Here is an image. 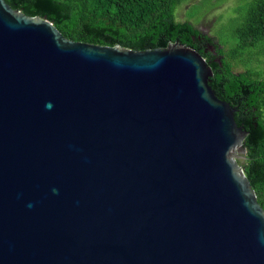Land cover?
Masks as SVG:
<instances>
[{
  "label": "water",
  "instance_id": "95a60500",
  "mask_svg": "<svg viewBox=\"0 0 264 264\" xmlns=\"http://www.w3.org/2000/svg\"><path fill=\"white\" fill-rule=\"evenodd\" d=\"M212 76L188 45L74 41L0 0V264H264Z\"/></svg>",
  "mask_w": 264,
  "mask_h": 264
},
{
  "label": "trees",
  "instance_id": "16d2710c",
  "mask_svg": "<svg viewBox=\"0 0 264 264\" xmlns=\"http://www.w3.org/2000/svg\"><path fill=\"white\" fill-rule=\"evenodd\" d=\"M31 16L46 17L74 41L136 51L166 48L182 43L199 51L213 69L210 85L216 95L236 108L235 118L248 132L240 159L258 200L264 208V77L253 67L237 70L239 54L260 48L264 55V0H252L243 9L236 28L238 43L227 46L177 10L191 0H6ZM263 59V58H261ZM262 62L264 61L261 60Z\"/></svg>",
  "mask_w": 264,
  "mask_h": 264
},
{
  "label": "rangeland",
  "instance_id": "374dc122",
  "mask_svg": "<svg viewBox=\"0 0 264 264\" xmlns=\"http://www.w3.org/2000/svg\"><path fill=\"white\" fill-rule=\"evenodd\" d=\"M252 0H191L180 5L177 10L179 20H189L206 33H210L216 40L227 46L231 53L236 48L238 36L236 28L243 22V9ZM260 48L239 54L233 60L234 64H240L237 70L253 67L264 77V55L259 54ZM263 58V59H261Z\"/></svg>",
  "mask_w": 264,
  "mask_h": 264
}]
</instances>
